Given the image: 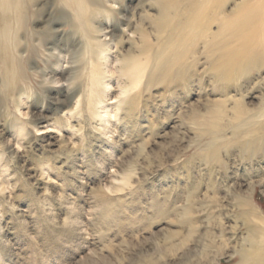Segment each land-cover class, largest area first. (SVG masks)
<instances>
[{"label": "rangeland", "instance_id": "1", "mask_svg": "<svg viewBox=\"0 0 264 264\" xmlns=\"http://www.w3.org/2000/svg\"><path fill=\"white\" fill-rule=\"evenodd\" d=\"M23 1V75L0 80V264H262L264 55L234 69L225 47L264 39L253 36L262 29L250 20L254 4L212 0L199 15L203 0H107L109 15L90 6L106 34L92 40L97 55L65 4ZM218 14L238 24L222 32L224 45L191 38V19L217 33ZM140 16L141 61L159 70L136 87L121 66L138 53Z\"/></svg>", "mask_w": 264, "mask_h": 264}, {"label": "bare ground", "instance_id": "2", "mask_svg": "<svg viewBox=\"0 0 264 264\" xmlns=\"http://www.w3.org/2000/svg\"><path fill=\"white\" fill-rule=\"evenodd\" d=\"M38 1V0H37ZM107 0H102V2H97L96 0H57L58 4L60 3H63L65 4L67 7H69V11L72 12V15H73V18H72V22H76L79 24V27L77 30V32L79 31V36H81V38H83V43H84V47L86 49V51L88 52H92L93 50H95L94 52H98L97 55L99 53H102L103 52V49H101V47L99 48H96L94 47L95 45L92 43V40H99L100 37H98L97 35L99 33H102L103 31L96 27V26H93L94 24V20L96 19V14L92 11V9L90 8V6H96L98 7V11L97 12H100V13H105L107 12V10H110L112 11L113 8L111 6V4H107L106 2ZM34 2V1H33ZM54 2V1H53ZM56 2V3H57ZM193 2V0H192ZM210 2H212V0H203V4H207L208 6H197V11L199 13V15H201V12H209L210 9H211V5H210ZM220 2V1H219ZM218 2V3H219ZM228 2V1H226ZM225 2V3H226ZM230 2V1H229ZM27 4V3H26ZM26 4L23 0H20L19 3L18 1H15V0H0V73H1V78L0 80L4 81V82H9L11 80H14L15 77L17 76H22L23 75V72L21 70V61H20V57L18 56H21L20 55V52L18 51V42H20L21 39H18L17 36H18V31L20 29V26H19V21L20 19L22 20L23 16H27L25 15L26 14ZM137 4V3H136ZM144 4V3H143ZM151 4V3H150ZM154 4V3H153ZM195 4V2H194ZM254 4V5H253ZM74 5V6H72ZM182 5V4H181ZM202 5V4H201ZM210 5V6H209ZM228 5V4H227ZM250 6V5H253L254 8L257 9V13L256 14H249L252 18H250V20L256 24H261L262 26V29H260L261 31H259L258 33H261L260 35H257L254 34L253 36H262V39L264 38V1L263 2H260L258 0H240L238 3L235 4L236 6V10H239L241 8H245V6ZM65 6V7H66ZM99 6H101V9H99ZM119 6V5H118ZM135 6V5H134ZM155 6V5H154ZM219 6V5H218ZM217 5H215L214 7V10L216 9V7H218ZM223 6V5H222ZM35 7V6H34ZM39 7V6H38ZM56 7H57V4H56ZM62 7V6H61ZM174 7V6H173ZM175 8V7H174ZM219 8V7H218ZM36 9V8H35ZM39 9V8H38ZM55 10V8H53ZM62 9V8H61ZM156 9V7H155ZM154 9V10H155ZM129 10V9H128ZM127 10V11H128ZM233 11L234 12H236ZM131 11V10H130ZM222 11V10H221ZM232 11V10H231ZM49 12V11H48ZM122 12V11H121ZM133 12V11H132ZM138 12V11H137ZM144 12V11H142ZM229 12V11H228ZM256 12V11H255ZM166 13V12H165ZM216 13V12H215ZM232 13V12H231ZM232 13V14H233ZM44 14V13H43ZM68 14V13H67ZM106 14V13H105ZM108 14V12H107ZM110 14V13H109ZM108 14V15H109ZM112 14V13H111ZM187 14V12H186ZM190 14V13H189ZM217 14V13H216ZM221 14V13H219ZM218 14V15H219ZM230 14V15H232ZM107 15V16H108ZM155 15V14H154ZM199 15H197V17H194L193 19L190 20V23L192 24V27H189L190 28V35H191V31L193 33V37H191L192 39L193 38H202L203 39V44L204 46L206 47H217V45H220V47L222 45H224V41L222 36L223 34L225 33V31L227 30L228 27H235L237 28L238 27V24L235 23L232 19V17L230 18H226V17H223L221 15H219L218 17V20H216V23H218V26L220 27L219 28V31L217 33H210V31H208L206 29V27L208 28L209 26V21H206V19L200 17ZM207 15V14H206ZM245 16H247V14L245 13L244 14ZM32 16V15H31ZM128 16V15H127ZM130 16V15H129ZM56 17V16H55ZM104 17V16H103ZM147 17V16H146ZM178 17V16H177ZM193 17V16H191ZM249 17V16H248ZM25 18V17H24ZM22 20V22L20 24H23L24 25V19ZM63 18V17H62ZM117 19V17H115ZM114 18V19H115ZM129 18V17H128ZM179 18V17H178ZM200 18V19H199ZM98 19V18H97ZM102 19V18H101ZM113 19V20H114ZM208 19V18H207ZM215 19V18H214ZM28 20V19H27ZM32 20V19H31ZM67 20V19H66ZM71 20V19H70ZM47 21V20H46ZM145 21V19L140 16L137 18V21L135 22V28H134V32H136L138 35H139V38L136 42V39L134 40L135 41V46L138 48V53H136L137 55H134V54H131L129 53L128 55L125 56H122V63L123 65L121 66L122 67V71L124 72V74L130 79V83L133 85V86H140L141 84V81H142V77L147 75L149 72L150 74L153 73L152 75H154V73H157L158 72V68L155 66V67H151V71H146L147 69H145V67L143 66V63H142V59L140 56H143V50H145V46H147V39H146V36L148 38V34L146 32V29H145V23H143ZM150 21V20H149ZM215 21V20H214ZM126 22V21H125ZM151 22V21H150ZM163 22H164V15L162 13H158V16L153 18L152 20V25L155 27V35H156V38L155 39H158L161 38V35L163 32H161L159 30V28L163 25ZM200 22V24H199ZM115 23V22H114ZM127 23V22H126ZM187 23V22H186ZM189 23V22H188ZM212 23V22H211ZM247 23V22H246ZM70 24V23H69ZM109 24V23H107ZM132 24V23H131ZM130 24V25H131ZM45 25V24H44ZM68 25V24H67ZM77 25V24H76ZM75 25V26H76ZM116 25V24H115ZM213 25V24H212ZM176 26V25H175ZM185 26V25H184ZM199 26V27H198ZM132 27V26H131ZM134 27V26H133ZM187 27V26H185ZM200 28V30H198V28ZM244 23L242 25V27L240 26L238 29H240V31H242V28L244 29ZM70 28V27H69ZM73 28V26H72ZM182 28V27H181ZM210 28V27H209ZM131 29V28H130ZM165 29V28H164ZM180 29V28H179ZM197 29V30H196ZM69 30V29H67ZM66 30V31H67ZM72 30V29H71ZM75 30V31H76ZM123 30V29H122ZM154 30V29H153ZM224 30V31H223ZM70 31V30H69ZM74 31V32H75ZM125 32V30H123ZM150 31V29L148 30ZM179 31V30H178ZM182 31V30H181ZM26 32V31H25ZM76 32V33H77ZM121 32V31H120ZM118 32V33H120ZM151 32V31H150ZM224 32V33H222ZM122 33V32H121ZM126 33H129V32H126ZM132 33V32H131ZM152 33V32H151ZM166 33V32H165ZM175 33V32H174ZM177 33V32H176ZM227 33V32H226ZM242 33V32H241ZM24 34V32H23ZM67 34V33H66ZM103 35L105 33H102ZM124 34V33H123ZM168 34V33H166ZM165 34V36H166ZM170 34V33H169ZM168 34V35H169ZM188 34V33H187ZM106 35V34H105ZM127 34H125V37H126ZM189 35V36H190ZM244 35H245V31H244ZM243 35V36H244ZM36 36V35H35ZM70 36V35H69ZM75 36V34H74ZM113 36V35H112ZM123 36V35H122ZM225 36V35H224ZM21 37V36H20ZM24 37V36H23ZM46 37V36H45ZM73 37V36H72ZM76 37V36H75ZM121 37V36H120ZM155 37V36H154ZM164 37V36H163ZM173 37V36H172ZM110 38H111V35H110ZM129 38V37H128ZM165 38V37H164ZM170 38V37H169ZM227 38V37H226ZM25 40H27L26 38H24ZM31 39V37H30ZM59 39V38H58ZM70 39V38H69ZM72 39V38H71ZM123 39V38H122ZM175 39V38H173ZM228 39V38H227ZM29 40V39H28ZM39 40V39H38ZM63 40V39H62ZM121 40V39H120ZM127 40V39H126ZM183 40V39H182ZM40 41V40H39ZM38 41V42H39ZM56 41V40H55ZM78 41V40H77ZM103 41V40H102ZM101 41V42H102ZM125 41V40H124ZM155 41V40H154ZM173 41V40H172ZM195 41V40H194ZM229 41V39H228ZM23 42V41H22ZM79 42V41H78ZM81 42V43H82ZM108 42V41H107ZM111 42V40H110ZM121 42V41H120ZM118 42V43H120ZM126 42V41H125ZM129 42V41H128ZM131 42V41H130ZM150 42H153L150 41ZM164 42V41H163ZM167 42V41H166ZM178 42V41H177ZM196 42V41H195ZM230 42V41H229ZM109 43V42H108ZM127 43V42H126ZM159 43V42H158ZM179 43V42H178ZM177 43V44H178ZM184 43V41L182 42ZM99 44V43H98ZM131 44V43H130ZM163 44H166L165 42L164 43H161L160 45H163ZM181 44V43H179ZM48 45V44H47ZM53 45V44H52ZM132 45V44H131ZM151 45V44H150ZM149 45V46H150ZM182 45V44H181ZM183 45L185 46H188L189 45V42L188 43H184ZM182 45V46H183ZM196 45V44H194ZM75 46V45H74ZM83 46V44H82ZM97 46V45H96ZM148 46V48H149ZM159 46V45H157ZM197 46V45H196ZM76 47V46H75ZM74 47V48H75ZM152 47H153V44H152ZM165 47V46H164ZM175 47V46H174ZM174 47H171L170 46V49L171 48H174ZM195 47V46H194ZM225 47H227L228 49V52L230 53V56L233 57L232 55L236 56V60H237V63L235 64V66L233 65L232 68H237L239 67L241 64L243 63H249V62H252L253 60H257V58L259 56L264 55V39L261 41V42H252L250 41V39L246 38V39H243L241 40V42H239L238 44H229L226 45ZM62 48V47H61ZM77 48V47H76ZM103 48V47H102ZM176 48V47H175ZM219 48V47H217ZM57 49V48H56ZM56 49L54 51H56ZM152 50L154 49L151 48ZM159 50V47L157 48ZM166 49V48H165ZM188 50H190V48L187 47ZM51 50V51H53ZM74 50V49H73ZM78 50V49H77ZM76 50V51H77ZM82 50V49H81ZM80 50V51H81ZM106 50V49H105ZM125 50V49H124ZM161 50V49H160ZM163 50V49H162ZM215 50V49H213ZM224 50V49H223ZM23 51V50H22ZM34 51V50H32ZM148 51V49H147ZM150 51V50H149ZM156 51V50H155ZM169 51V49H168ZM173 51V50H172ZM222 51V50H221ZM46 52V50H45ZM50 52V51H49ZM119 52V51H118ZM135 52V51H134ZM133 52V53H134ZM151 52V51H150ZM187 52V51H186ZM225 52V51H224ZM255 53L257 57H254L251 55V53ZM33 53V52H31ZM104 53V52H103ZM157 53V51L155 52ZM154 53V54H155ZM172 53V52H171ZM34 54V53H33ZM51 54V53H50ZM82 54V53H81ZM145 54V53H144ZM161 54V53H160ZM181 54V53H180ZM224 54V53H222ZM250 54V55H249ZM74 55V54H73ZM89 55V54H88ZM96 55V54H95ZM148 55V54H147ZM190 55V54H189ZM192 55V54H191ZM190 55V56H191ZM204 55V54H203ZM36 56V55H35ZM47 56V55H46ZM65 56V55H64ZM138 56L140 58H138ZM154 56V55H153ZM158 56V54H157ZM160 56V55H159ZM158 56V57H159ZM174 56V55H173ZM193 56V55H192ZM2 57V58H1ZM89 57V59H88ZM95 57V56H94ZM98 57V56H96ZM177 57V56H176ZM175 57V58H176ZM27 58V57H26ZM40 58V57H39ZM87 60H88V63H90L91 65L94 64V58L93 56L89 55L86 57ZM187 58V56H186ZM193 58V57H192ZM224 58V57H223ZM234 58V57H233ZM231 58V59H233ZM75 59V58H74ZM158 59V58H157ZM184 59V58H182ZM194 59V58H193ZM120 60V59H119ZM146 60V59H145ZM153 60V59H152ZM264 60V59H263ZM46 61V60H45ZM151 61V60H149ZM175 61H179V63L182 62L181 58H176ZM216 61V60H215ZM261 61V59H260ZM74 62V61H73ZM97 62V61H96ZM95 62V63H96ZM119 62V61H118ZM121 62V61H120ZM144 62V61H143ZM147 62V60H146ZM156 62V61H154ZM152 62V63H154ZM163 62V61H162ZM165 63H167L166 61H164ZM169 62V61H168ZM186 62V61H185ZM226 62V61H225ZM263 62V61H262ZM261 62V63H262ZM72 63V62H71ZM98 63V62H97ZM99 63H101L99 61ZM150 62V65L152 64ZM172 63V62H171ZM170 63V64H171ZM206 63V62H205ZM223 62H221L220 64H222ZM229 63V61H228ZM77 64V63H76ZM157 64V63H156ZM155 64V65H156ZM169 64V63H168ZM219 64V63H218ZM225 65V64H224ZM260 65V64H259ZM152 66V65H151ZM158 66V65H157ZM161 66V65H160ZM184 66V65H183ZM242 66V65H241ZM95 67H98L97 65ZM94 67V68H95ZM249 67V66H248ZM260 67V66H259ZM205 68V67H204ZM210 68V67H209ZM23 69V68H22ZM84 69V67H83ZM86 69V68H85ZM84 69V70H85ZM93 69V68H92ZM119 69H120V66H119ZM118 69V70H119ZM218 69V68H217ZM91 69H89L88 71H90ZM121 70V69H120ZM119 70V71H120ZM169 70V69H168ZM181 70V69H180ZM34 72V70H32ZM41 71V70H40ZM43 71V69H42ZM60 71V70H59ZM120 71V72H122ZM171 71V70H170ZM208 71V70H207ZM236 71V70H235ZM239 71V70H238ZM70 72V71H69ZM74 72V71H73ZM98 72H100L98 70ZM148 72V73H147ZM160 72V71H159ZM240 72V71H239ZM87 73V71H86ZM103 73V72H102ZM165 73V72H164ZM171 73V72H170ZM181 73V72H180ZM91 74V72H90ZM88 73V75H90ZM122 74V73H121ZM26 75V74H25ZM87 75V74H86ZM92 75V74H91ZM151 75V76H152ZM163 75V74H162ZM62 76V75H61ZM59 76V77H61ZM92 77V76H90ZM146 78V77H145ZM147 78H148V75H147ZM217 78V77H216ZM238 78V77H237ZM155 79H157V77H155ZM185 79V78H184ZM218 79V78H217ZM95 80V79H93ZM187 80V79H186ZM87 81V80H86ZM100 80H98L97 82H99ZM230 82V81H229ZM228 82V83H229ZM71 83V82H70ZM86 83V82H85ZM96 83V82H95ZM1 85V83H0ZM71 85V84H70ZM80 85V83H79ZM81 86V85H80ZM21 87V86H20ZM94 87V86H93ZM72 88V87H71ZM78 88V87H77ZM89 88V87H88ZM95 88V87H94ZM70 89V88H69ZM90 89V88H89ZM125 89V88H124ZM18 90V89H17ZM25 90V89H24ZM95 90V89H94ZM90 91V90H89ZM125 91V90H124ZM69 92V91H68ZM76 92V90H75ZM72 93V91H71ZM90 94V93H89ZM94 94V93H93ZM135 94V93H134ZM142 95V94H141ZM87 96V94H86ZM93 96V95H92ZM75 97V96H74ZM139 97V96H138ZM79 98V97H78ZM75 99V98H74ZM91 99V98H90ZM89 99V101H90ZM129 99V98H128ZM138 100V99H137ZM100 101V100H99ZM120 102V101H119ZM130 102V101H129ZM79 103V102H78ZM77 103V104H78ZM140 103V102H139ZM237 103V101L235 102ZM234 103V104H235ZM89 105V104H88ZM236 105V104H235ZM129 107V106H128ZM239 107V106H238ZM237 107V108H238ZM240 108V107H239ZM231 110V109H230ZM234 110H237V109H234ZM233 111V109L231 110ZM243 113V112H242ZM237 114V113H236ZM229 115V114H227ZM240 116V114H239ZM238 117V116H237ZM242 117V116H241ZM216 118V117H215ZM232 118V116H231ZM244 118V117H243ZM245 118H247L245 116ZM42 119V118H41ZM251 119V118H250ZM254 119V118H253ZM40 120V119H39ZM247 121V120H246ZM252 121V120H251ZM253 123V122H252ZM25 125V124H24ZM217 127V126H216ZM253 128V127H252ZM228 130V129H227ZM245 133V131H244ZM226 139V138H225ZM255 140V139H254ZM215 141V140H214ZM212 141V142H214ZM51 142V141H50ZM211 142V143H212ZM251 145V144H250ZM209 146V145H208ZM210 159V158H209ZM208 159V160H209ZM214 159V158H213ZM34 173V172H33ZM264 216V215H263ZM258 218V217H257ZM261 218V217H260ZM260 221V220H259ZM263 233V232H262ZM253 241V240H252ZM254 242V241H253ZM261 242V241H260ZM257 245V244H256ZM261 246H264V243L261 245ZM247 248V247H246ZM264 250V247L262 248ZM252 251V250H251ZM261 251V250H260ZM254 253V252H253ZM251 254V253H250ZM256 257V256H255ZM262 264H264V251L263 253L260 254L259 256V259H258ZM255 262V261H254ZM257 262V261H256ZM257 264V263H256Z\"/></svg>", "mask_w": 264, "mask_h": 264}]
</instances>
